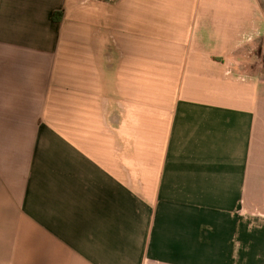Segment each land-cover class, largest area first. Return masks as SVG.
I'll use <instances>...</instances> for the list:
<instances>
[{
    "label": "crops",
    "instance_id": "0c3cea01",
    "mask_svg": "<svg viewBox=\"0 0 264 264\" xmlns=\"http://www.w3.org/2000/svg\"><path fill=\"white\" fill-rule=\"evenodd\" d=\"M0 264H264V0H0Z\"/></svg>",
    "mask_w": 264,
    "mask_h": 264
},
{
    "label": "trees",
    "instance_id": "16d2710c",
    "mask_svg": "<svg viewBox=\"0 0 264 264\" xmlns=\"http://www.w3.org/2000/svg\"><path fill=\"white\" fill-rule=\"evenodd\" d=\"M56 15H57V14H54V15H53V19H54V20H56Z\"/></svg>",
    "mask_w": 264,
    "mask_h": 264
}]
</instances>
